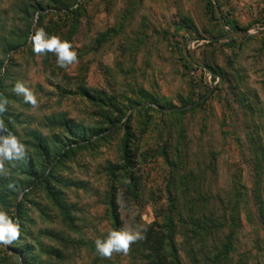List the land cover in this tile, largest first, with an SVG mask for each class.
<instances>
[{
	"label": "rangeland",
	"instance_id": "obj_1",
	"mask_svg": "<svg viewBox=\"0 0 264 264\" xmlns=\"http://www.w3.org/2000/svg\"><path fill=\"white\" fill-rule=\"evenodd\" d=\"M71 1L0 0V61H7L0 81L8 102L2 118L28 156L37 153L27 143L32 133L54 135L52 160L75 139L66 129L109 124L97 111L111 105L125 112L121 121L132 114L134 156L122 172L120 133L113 132L54 168L74 227L39 193L26 211L29 239L45 252L38 263L137 264L123 254L101 257L94 243L134 217L163 234L173 264H264V0H82L77 15L69 12L75 5L53 10ZM40 7L47 13L36 26L69 41L78 63L61 68L53 53L32 51ZM234 30L250 34L207 40ZM17 81L34 91L39 107L12 91ZM100 92L113 95V104L99 106L84 95ZM139 104L151 109L135 112ZM16 166L6 162L10 175L0 177V209L7 213L35 180ZM206 221L214 223L209 231H192ZM227 235L228 261H216ZM8 254L16 255L0 245V264H9Z\"/></svg>",
	"mask_w": 264,
	"mask_h": 264
},
{
	"label": "trees",
	"instance_id": "obj_2",
	"mask_svg": "<svg viewBox=\"0 0 264 264\" xmlns=\"http://www.w3.org/2000/svg\"><path fill=\"white\" fill-rule=\"evenodd\" d=\"M62 4H59L57 6H54L53 10H56L61 12L63 9L62 7L66 8L71 5H75L74 8L70 9L69 12L73 15L79 14L78 11L82 8L81 3L82 0H72L70 3L68 2H61ZM44 8L40 7L39 11L36 12V18L38 17V20H40L42 17H44L47 13L43 11ZM49 13L51 11L49 10ZM54 15V13H51ZM6 62L0 61V68L2 67V71L0 73V76L3 75L4 70L6 69L7 65ZM1 80V78H0ZM83 95V94H82ZM89 100L93 99L96 103H105V100L108 103L113 104L112 100L114 99L113 95L106 96L104 92H100L98 95H88L87 93L84 94ZM6 95L1 90V81H0V99H5ZM145 99V98H144ZM146 100V99H145ZM151 100V99H150ZM154 101V100H152ZM100 106V104H99ZM109 109H105L102 112H100L103 108H100V111H97V115L103 116V118L108 119L109 124L103 125L99 124L98 126H95L93 128V131H89L87 129L84 130V127H80L78 130L70 131L65 130L67 133L74 132L75 139L69 142V144L64 145L59 150L53 151V154L51 157L52 160H49V153L52 148L49 146V141H51L54 137V135L51 136L52 139H48L46 136L43 135H34L32 133V138H30L29 145L33 147V149L37 152L34 156H28V158L23 162H18V165L23 167L24 173L27 174H33L34 181H32L31 186L27 190H19L20 191V197L19 200L16 203V210L13 211V205L14 202L11 203L12 210L8 212V214L15 218L19 219V225H20V236L19 239L13 243L12 245H9L8 248L11 249L16 253L14 254H8L5 258L7 263L9 264H39V257L41 252H44L42 246L38 245V240L35 241V244L32 243V241L29 239L28 236V227L32 224V221L30 218H28V215H26V211L28 209V205H33L34 199L36 196L40 193L43 200H45L50 206H52L59 214H62L61 216L65 220L66 224H68L71 228L74 226L72 225V216L70 214V208L66 205L65 201L62 199V192L60 189L57 188L56 185L59 184V179L54 174V168L67 158L73 159L75 156V153L82 149L87 150H93L100 141L105 140L111 133L113 132H119L120 136L118 138V149L120 151V158H121V165L118 166V168L122 169V172H126V170L130 167L132 161H133V150L131 148V143L133 142V132L131 131V128L129 126V119L131 118V115H128L125 120L121 121L124 117V113L120 112L119 110H114L111 105H109ZM149 109H151L150 106H141L137 109H135V112H141L144 111L146 113ZM111 120V121H110ZM59 122V120H58ZM52 126V123L49 125ZM87 133V134H86ZM49 140V141H48ZM58 140V136H57ZM59 141V140H58ZM91 156H95V154L90 153ZM17 167V166H15ZM25 167V168H24ZM110 169V168H109ZM17 172H19L17 170ZM9 182L7 180L8 185ZM8 189H4V198L9 195ZM10 192L13 189H10ZM13 193V192H12ZM125 193L132 194V189L130 187H126ZM15 194H11V196H15ZM112 199L109 198L108 204L112 205L111 202ZM37 202H34V206ZM5 204V203H4ZM33 207V206H32ZM7 208V207H6ZM113 210V209H112ZM205 221V220H204ZM114 226L117 224L116 220H113ZM239 224V220L237 222ZM209 224V225H208ZM214 223H210L209 221H206L203 225H197L194 224L192 231L200 233V231H203V233L209 231L208 227H213ZM223 223L217 224L218 228L221 227ZM146 232H145V238L142 241H139L135 247L131 248L127 256H129V259L131 261L144 264H173L171 260H169L163 250V234L159 232L158 228L153 227L152 224L146 226ZM230 234V233H229ZM231 241H233V238L230 236H225L223 239V242L221 243V246L219 247V250L215 253L216 261L223 260V262H227V256L228 252L231 250ZM38 249V254L34 253V249ZM192 252V250H191ZM45 253V252H44ZM18 258L20 261H18ZM220 260V261H221ZM94 261V260H93ZM210 264H216V263H210ZM220 264V262H219Z\"/></svg>",
	"mask_w": 264,
	"mask_h": 264
},
{
	"label": "clouds",
	"instance_id": "obj_3",
	"mask_svg": "<svg viewBox=\"0 0 264 264\" xmlns=\"http://www.w3.org/2000/svg\"><path fill=\"white\" fill-rule=\"evenodd\" d=\"M38 17L34 20L33 31L29 36L32 51L37 55L53 53L56 63L61 68H67L78 63L77 52L72 44L58 35L48 34L43 27H37ZM12 91L23 98L24 103L33 108L39 107V101L34 91L23 81H17ZM7 99H0V177H8L10 171L5 167L9 163L12 167L16 162H23L28 158L26 145L5 124L3 114L7 112ZM8 188L15 189V185L9 183ZM122 193L118 195V202L122 200ZM146 226L134 221L120 228H108L103 238H96V252L106 259H110L114 253L127 255L131 245L145 238ZM20 236L19 219L11 217L5 210L0 209V245L9 246L15 243Z\"/></svg>",
	"mask_w": 264,
	"mask_h": 264
},
{
	"label": "water",
	"instance_id": "obj_4",
	"mask_svg": "<svg viewBox=\"0 0 264 264\" xmlns=\"http://www.w3.org/2000/svg\"><path fill=\"white\" fill-rule=\"evenodd\" d=\"M249 34L250 33L247 32V31H237V30H234V31H227V33H225L223 35H220V36L208 38L207 40L208 41H219V40H222V39H227V38H232V37H243V36H247ZM188 53L190 55V58L195 63H197L199 66L203 67V65L201 64V62H199V60L193 56V54H192L191 51H188ZM139 105L142 106V105H145V104H139Z\"/></svg>",
	"mask_w": 264,
	"mask_h": 264
}]
</instances>
